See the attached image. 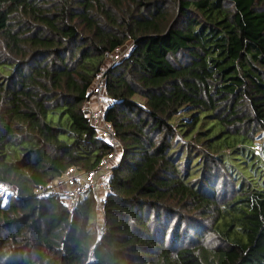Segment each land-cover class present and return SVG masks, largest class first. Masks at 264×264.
I'll return each instance as SVG.
<instances>
[{
  "label": "trees",
  "instance_id": "16d2710c",
  "mask_svg": "<svg viewBox=\"0 0 264 264\" xmlns=\"http://www.w3.org/2000/svg\"><path fill=\"white\" fill-rule=\"evenodd\" d=\"M2 66L0 264H264V0H0Z\"/></svg>",
  "mask_w": 264,
  "mask_h": 264
},
{
  "label": "built area",
  "instance_id": "2783aa9c",
  "mask_svg": "<svg viewBox=\"0 0 264 264\" xmlns=\"http://www.w3.org/2000/svg\"><path fill=\"white\" fill-rule=\"evenodd\" d=\"M112 55H113L112 53H107V56H112ZM96 85L97 87L95 88ZM94 93L99 103H102L99 100V96L102 97L103 104L110 103L111 99L107 98L105 95L104 83H103V80L101 79V76L97 79L94 85ZM102 114H103V110L96 112L95 119L101 120ZM102 126H103V131L105 133V136L108 137V140L112 142L114 146H116L118 144V140L116 138L115 131L113 127L111 126V124L108 122H104ZM111 156L112 154L108 156V158L105 159L102 162V164L93 172H90L85 175H79L78 172H75L76 168H73V169H70L69 172L65 175L64 177L66 178L65 184L67 186L65 187V190L63 191L64 194L62 195L67 200L72 210L77 206L82 195H84L89 190H92L96 193H99V190H101L102 192L104 191L105 195L111 192V188L109 184V177H110L109 170L111 168L107 164L108 159ZM56 181H59V180H56ZM53 186H54V182H53ZM0 189L2 190L4 189V190L10 191L16 194L14 187L12 185H7L6 183H0ZM100 202L101 204L103 203L102 200Z\"/></svg>",
  "mask_w": 264,
  "mask_h": 264
},
{
  "label": "rangeland",
  "instance_id": "374dc122",
  "mask_svg": "<svg viewBox=\"0 0 264 264\" xmlns=\"http://www.w3.org/2000/svg\"><path fill=\"white\" fill-rule=\"evenodd\" d=\"M34 46H35V48L37 50H48V49H54L55 48V44L53 42H48V41H43V40H38V39L35 40ZM117 49L118 50L115 51V54H113L112 56H108L107 64L111 63V60L120 59L123 56H125V54L131 49V41H129L125 46L117 48ZM11 68H12V66H2V67H0V69H2V72L5 73V74H7L9 72V69H11ZM96 87H97V85L95 86V88ZM99 100L103 103L101 96H99ZM95 101H96V103L94 102L95 104L93 105V107H94V109H97L99 107V101L97 100L96 97H95ZM256 147H258V146L256 145ZM120 151H121V148L117 145L116 146V151L108 159V162H107V164H108V166L110 168L113 167L116 164V162L118 161V159L120 157ZM64 179H66V178H62L61 180L58 179L59 181H56L57 179L54 180L53 181L54 182V186H52V187H53L54 191L59 192V194L61 195L63 200H66L65 197L62 195V194H64L63 191L65 190V187L67 186L65 184V180ZM53 190H52V192H54ZM0 194L2 195L4 201L8 200V196L9 195H15V193H12V192L4 190V189L3 190L0 189ZM100 220H102V217H100Z\"/></svg>",
  "mask_w": 264,
  "mask_h": 264
},
{
  "label": "crops",
  "instance_id": "0c3cea01",
  "mask_svg": "<svg viewBox=\"0 0 264 264\" xmlns=\"http://www.w3.org/2000/svg\"><path fill=\"white\" fill-rule=\"evenodd\" d=\"M91 102H92L93 105L96 103L95 99H92ZM94 102H95V103H94ZM98 108H99V107H98ZM98 108H97V109H98ZM97 109H95V110H97Z\"/></svg>",
  "mask_w": 264,
  "mask_h": 264
}]
</instances>
